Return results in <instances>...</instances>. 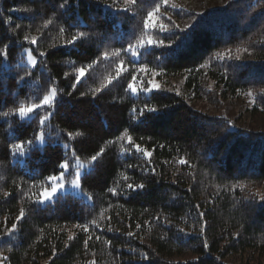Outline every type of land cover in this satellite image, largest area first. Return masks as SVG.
Wrapping results in <instances>:
<instances>
[{"label": "trees", "instance_id": "trees-1", "mask_svg": "<svg viewBox=\"0 0 264 264\" xmlns=\"http://www.w3.org/2000/svg\"><path fill=\"white\" fill-rule=\"evenodd\" d=\"M157 3L163 7L162 0H136L124 11L123 0H0V49L7 48V57L0 56L3 264H231L227 258L241 254L264 264V132L232 129L228 118L192 104L198 98L220 108L243 95L252 111L264 115V0H227L200 12L164 7L171 14L163 21L167 29L147 30L164 43L133 58L123 49L140 36ZM49 19L53 23L42 27ZM177 19L188 25L178 27ZM81 32L83 37L67 43ZM25 35L36 36L37 43ZM114 50L121 51L119 58H101ZM29 52L35 67L27 65ZM118 59L129 70L94 91ZM97 60L76 83L75 70ZM141 65L157 75L138 72ZM133 74L140 88H150L149 81L160 87L133 94L127 88ZM178 75L190 92L165 86ZM52 87V108L29 119L15 112ZM125 130L152 156L119 140ZM77 132L82 135L69 138ZM14 144H24L16 162ZM101 148L103 154L81 175L90 203L70 193L44 206L35 202L63 160L71 166L75 153L87 163ZM21 208L25 215L17 223ZM13 224L16 230L9 233Z\"/></svg>", "mask_w": 264, "mask_h": 264}, {"label": "snow or ice", "instance_id": "snow-or-ice-1", "mask_svg": "<svg viewBox=\"0 0 264 264\" xmlns=\"http://www.w3.org/2000/svg\"><path fill=\"white\" fill-rule=\"evenodd\" d=\"M123 3L125 6L123 10L129 11L136 4V0H123ZM168 3H169V0H162V4L164 6H167ZM161 6L162 5L160 3H157L151 10H149L147 12V15L145 16V18L143 20V31L141 32L140 36L138 38H136V40L134 42L129 43L127 48L123 49L124 52L129 53L133 58L138 57L140 55L141 49L151 47L154 44H163L164 43L162 40H154L151 36H149L147 34V30L154 29L156 27H158L160 31H165L167 29V25H165L164 23L161 22V23L157 24V21L159 20L157 13L160 12ZM173 6H175V5H173ZM61 7H63V5H61ZM52 23H53V21L51 19H49L42 25V27L47 28ZM37 31H39V29H37ZM59 31L61 34H63L65 30L63 28H61ZM84 35L85 34L82 32L78 33L77 35L71 37V39L68 40L67 43L73 44V43H75V41L77 39L83 37ZM24 39L33 45H35L37 43V37L36 36L25 35ZM39 55L44 56L45 53L43 51H41L39 53ZM0 56H4L5 58L7 57V48L6 47L4 49H0ZM120 56H121L120 50H114L111 52L105 51L101 54V58L103 60H109L111 58H119ZM98 62H99L98 60L93 61L92 63H90L86 66H82L80 68H77L75 70L76 71V83H79L80 79L82 77H84L87 74V72L89 70H91L94 67V65ZM28 63L32 67H35L36 63H37L36 59L32 56L31 52L28 53ZM128 70L129 69L125 64V61L123 59H118L117 63L114 66V72L109 73L107 76H105L104 80L100 84V88L96 89L94 91H99V90H102L103 88L107 87L114 80L118 79L122 75V73L127 72ZM137 71L142 72V73L151 72L153 76L157 75L155 70L149 69L146 65L139 66ZM149 84L152 85V88H159L160 87L158 84H152V81H149ZM127 88L133 94H137L139 91H151L152 90V88H148V87H144V88L138 87L136 74L132 75L131 81L128 83ZM247 95L251 96L252 93L248 92ZM56 96H57V89L55 87H52L37 102H33V103H29V104L22 103L19 105V107L17 109H15V112L18 113L22 119L28 118L30 116V114L36 113L38 109H42L45 107L52 108L54 106ZM133 111H136V110L133 109ZM148 111L155 112V111H157V109L149 108ZM140 114L141 115L143 114V110H141ZM3 115L7 116V115H9V113L5 112ZM47 119H48V115H45L43 118H41L39 120V124L41 126H43ZM80 135H82V133H79V132L74 133V134L68 133V136L70 139L73 138L74 136H80ZM36 139H37V141L43 142V140H44L43 133L41 132L40 134H38ZM118 139L119 140H125L126 139L129 144H132L134 146L136 152L143 153V155L145 157H151L152 156V152L142 148L139 144H134L133 138L131 135H129L127 130H125L124 133ZM27 143L32 144L33 142L30 140ZM110 143H112V142H110ZM65 147L67 148V145H65ZM12 151L14 153L23 154L24 153V144L12 145ZM121 151L123 153V152H127L128 150L123 148V146H121ZM103 152H104V149L101 148L99 152H97L96 154L92 155L89 158V161H87V163H94L95 161H97L98 157H100L103 154ZM73 156H74L75 165L77 166L78 169L85 167V162H81L80 158L78 156H75V153H73ZM179 163L180 164H186L187 161L184 159H180ZM69 167H70L69 161L63 160L59 164V168L62 171H60L58 174H52V175L47 177V184L41 186V190H40V192L37 196V199L35 201L36 203L43 204L46 201L51 200L53 198V196H55L57 194L58 191H60L61 189L64 188L65 173L68 172ZM124 179H128V178L125 176ZM80 180H81L80 172H79V170H77L75 172L74 179L71 181L73 188L79 189L81 187ZM127 187L128 188L135 187V188L142 189L144 187V185L139 184V185L134 186L133 184H128ZM109 191L112 192L113 195L117 194L115 188L109 189ZM260 199L264 200V196H261ZM24 215H25V210L23 208H21L19 211V215L17 217V223L24 217ZM201 216H203V213H201ZM101 218H103V214H101ZM91 223L93 225H95L96 227H99V224L97 223L96 220L91 221ZM16 227H17V225L13 224L12 228L8 230L9 233L14 232L16 230ZM77 227H81L83 229V231H85V232L89 231V228L87 225H77ZM137 227H139V225H137ZM181 231H183V229H181ZM128 235L132 236L133 233L129 232ZM91 238H92L91 235H89L88 239L90 240ZM68 239L72 240L73 237L71 235H69ZM96 239L100 240V237L97 236ZM105 243L108 244L109 246H111V241H105ZM84 246L87 249V247H88V241L87 240H85ZM205 246H207V245H205ZM4 259H7V258L5 257ZM144 259H148L147 255L144 256ZM90 264H95V261L94 260L91 261Z\"/></svg>", "mask_w": 264, "mask_h": 264}, {"label": "rangeland", "instance_id": "rangeland-1", "mask_svg": "<svg viewBox=\"0 0 264 264\" xmlns=\"http://www.w3.org/2000/svg\"><path fill=\"white\" fill-rule=\"evenodd\" d=\"M226 1L227 0H169L168 5L167 6L163 5V7H161L160 9V12L157 13V16L159 17L157 24L161 22L163 23L164 19L171 18L170 12L165 10L164 7H169L176 10L184 9L189 11L193 10L200 12L202 11L203 8H214V7L222 6L226 3ZM175 22L178 27H185L188 25L187 22H183L179 19L175 20ZM27 65L32 67L28 63V55H27ZM152 84L159 85V82L158 83L152 82ZM164 84L165 86H171V88L178 90L180 93L183 92L186 93L185 92L186 90L187 91L190 90L184 88V78L181 75L166 79L164 81ZM150 88H152V85L150 86ZM154 89L156 88H152V90ZM146 92H150V91H146ZM192 104L195 105L198 109L208 114L219 115L228 118L232 124V129L238 130L240 128H245V129H250L252 131L264 132V115L257 111H252L251 109L252 104L250 100L244 97L243 95H239L237 98L228 99L224 101V107L222 106L220 108L209 106L203 100L198 98L193 99ZM33 115L34 113L30 114L28 118H24V119H29ZM37 142L38 144H41L40 141ZM21 155L22 154L20 153L13 152L12 161L16 162L18 159H20ZM89 168H90V164L85 162V167L78 169L77 166L75 165V161H73L72 165L69 167L68 172L65 173L64 188L58 191L57 194L53 196V198L58 195H64L70 193L77 197H81L85 202L90 203L89 197L85 195V193L81 190V188L79 189L73 188L71 184V181L74 179V175L77 170H79L81 176ZM260 192L264 193V186L261 188ZM51 200L46 201L45 203L39 205L44 206L45 204L51 202ZM227 262L231 264H255L254 263L255 258H251V257L248 258L246 254L244 255L241 254V256L236 255L227 258ZM0 264H3V261L0 260Z\"/></svg>", "mask_w": 264, "mask_h": 264}]
</instances>
